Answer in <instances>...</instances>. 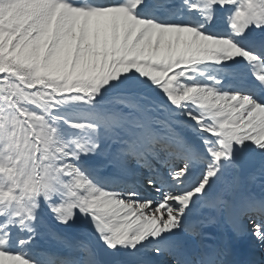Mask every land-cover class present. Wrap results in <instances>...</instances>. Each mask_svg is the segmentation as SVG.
I'll return each mask as SVG.
<instances>
[{
	"label": "snow or ice",
	"instance_id": "snow-or-ice-1",
	"mask_svg": "<svg viewBox=\"0 0 264 264\" xmlns=\"http://www.w3.org/2000/svg\"><path fill=\"white\" fill-rule=\"evenodd\" d=\"M0 264H264V0H0Z\"/></svg>",
	"mask_w": 264,
	"mask_h": 264
},
{
	"label": "rangeland",
	"instance_id": "rangeland-1",
	"mask_svg": "<svg viewBox=\"0 0 264 264\" xmlns=\"http://www.w3.org/2000/svg\"><path fill=\"white\" fill-rule=\"evenodd\" d=\"M40 243H41L42 246L48 247L52 242H50V241H41Z\"/></svg>",
	"mask_w": 264,
	"mask_h": 264
}]
</instances>
